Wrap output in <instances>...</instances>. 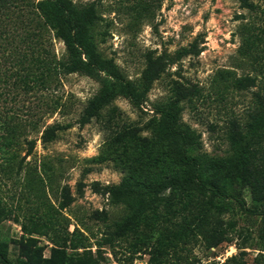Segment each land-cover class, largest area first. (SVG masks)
<instances>
[{
  "label": "rangeland",
  "instance_id": "rangeland-1",
  "mask_svg": "<svg viewBox=\"0 0 264 264\" xmlns=\"http://www.w3.org/2000/svg\"><path fill=\"white\" fill-rule=\"evenodd\" d=\"M71 2L93 5L95 52L124 80L141 90L150 60L160 75L141 103L118 95L87 122L84 110L101 87L96 77L52 68L48 88L21 95H29L31 114L18 110L0 129V262L264 264V0H248L253 8L245 0ZM26 3H15V13L33 27L42 18ZM44 41L45 61L66 60L54 30ZM247 76L256 85L243 88ZM177 97L180 121L198 136L190 154L199 179L224 194L193 185L152 206H130L96 191L95 182L150 184L188 173L154 131ZM51 125L57 135L44 142ZM26 138L36 142L28 155ZM241 145L251 170L246 186L236 168ZM67 192L73 200L64 207Z\"/></svg>",
  "mask_w": 264,
  "mask_h": 264
},
{
  "label": "trees",
  "instance_id": "trees-1",
  "mask_svg": "<svg viewBox=\"0 0 264 264\" xmlns=\"http://www.w3.org/2000/svg\"><path fill=\"white\" fill-rule=\"evenodd\" d=\"M27 2L23 7H34V15L42 18L33 27L31 21L15 13V3ZM33 1V0H32ZM245 4L253 8L255 4L245 0ZM26 14V13H25ZM97 15L93 5L77 7L71 0H0V129L8 126L6 117L18 113V110L31 114L32 106L27 105V97L21 98L23 93L43 91L49 87L51 69L59 73L80 71L96 77L101 83L99 92L90 100L84 110L82 122H87L92 117L98 116L102 108L118 95L130 98L134 103H141L144 92L150 83L160 75L159 67L153 60L143 72V88L139 90L134 83L122 78L119 69L109 60H104L95 52L90 26ZM47 29L54 30L56 36L65 41L68 56L64 62L45 61L43 57L44 38ZM263 34V32H261ZM104 70L106 75L99 71ZM47 72V73H46ZM50 72V73H49ZM255 77L247 76L239 82L243 88L256 85ZM35 94L34 96H36ZM255 92V96H259ZM179 99L171 101L169 105L160 110V117L154 125L157 142H164L169 147V152L174 160L181 166L188 168V173L181 177H173L158 183L141 184L125 177L119 184L100 186L94 183L98 192H109L113 201L125 202L130 206H152L166 199V192L180 191L197 186L200 190L211 191L214 195H223L219 188H209L199 179L200 165L196 156L190 154V149L197 144L198 136L180 121L182 106ZM58 125H51L43 130L41 139L53 140L57 135ZM239 131H234L233 141H237ZM0 135V140L2 139ZM26 154H30L35 147L34 139H27ZM1 156V152H0ZM248 151L245 145L240 146V157L236 163L239 171L241 185L249 182L251 170L249 169ZM73 200L71 193L67 192L62 200V206L69 205ZM243 209H248L244 200H239ZM0 264H13L3 257Z\"/></svg>",
  "mask_w": 264,
  "mask_h": 264
}]
</instances>
